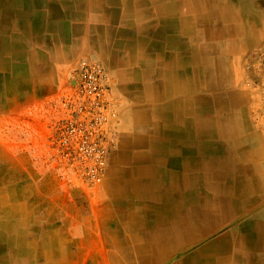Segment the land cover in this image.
I'll list each match as a JSON object with an SVG mask.
<instances>
[{
	"label": "crops",
	"instance_id": "0c3cea01",
	"mask_svg": "<svg viewBox=\"0 0 264 264\" xmlns=\"http://www.w3.org/2000/svg\"><path fill=\"white\" fill-rule=\"evenodd\" d=\"M262 50L264 0H0V264H264ZM81 58L117 134L92 210L35 164Z\"/></svg>",
	"mask_w": 264,
	"mask_h": 264
},
{
	"label": "built area",
	"instance_id": "2783aa9c",
	"mask_svg": "<svg viewBox=\"0 0 264 264\" xmlns=\"http://www.w3.org/2000/svg\"><path fill=\"white\" fill-rule=\"evenodd\" d=\"M256 55L262 67L259 85L264 91V50ZM60 104L61 110L50 123V153L58 163L55 168L61 174L101 184L117 140L114 100L105 65L95 59H79L72 89Z\"/></svg>",
	"mask_w": 264,
	"mask_h": 264
},
{
	"label": "rangeland",
	"instance_id": "374dc122",
	"mask_svg": "<svg viewBox=\"0 0 264 264\" xmlns=\"http://www.w3.org/2000/svg\"><path fill=\"white\" fill-rule=\"evenodd\" d=\"M23 146L24 145H22V147ZM36 152L37 154H36L35 164H36L37 170L40 171V175H44V174L52 175L51 181L58 183V185L64 186L67 191H70V190L74 191V192H71V195H73L74 197L76 196V194L85 193L86 196L88 197L87 199H85V207H89L90 210H92L93 206H96L98 204V201H99L98 196L94 197L93 192L96 191V193L98 194V190L103 186V182L101 184L85 182L72 175L61 174L55 168L57 167L58 163L51 158L49 138H48L46 145H42V146L38 145V150ZM22 164L24 166V161H22ZM37 180L39 183L40 179L37 178ZM37 195H38V198H42L43 192L38 190ZM39 203L38 205H41V207L37 211L38 213H40V211H42L43 209V204H39Z\"/></svg>",
	"mask_w": 264,
	"mask_h": 264
},
{
	"label": "bare ground",
	"instance_id": "6f19581e",
	"mask_svg": "<svg viewBox=\"0 0 264 264\" xmlns=\"http://www.w3.org/2000/svg\"><path fill=\"white\" fill-rule=\"evenodd\" d=\"M262 71V70H261ZM257 82V81H256ZM255 84H257V83H255ZM72 88V87H71ZM262 90V89H261ZM66 92V91H65ZM68 94V93H67ZM261 97V96H260ZM263 100V99H262ZM264 112V111H263ZM258 113H259V110H258ZM264 119V118H263ZM48 135V134H47ZM50 135V134H49ZM107 168H108V166H107ZM106 172H107V169H106ZM183 247V246H182ZM187 258V257H186Z\"/></svg>",
	"mask_w": 264,
	"mask_h": 264
}]
</instances>
